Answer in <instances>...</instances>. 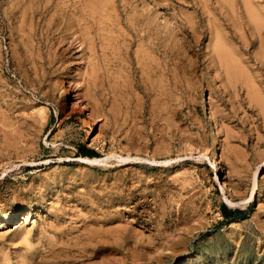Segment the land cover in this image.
Listing matches in <instances>:
<instances>
[{
    "label": "rangeland",
    "instance_id": "374dc122",
    "mask_svg": "<svg viewBox=\"0 0 264 264\" xmlns=\"http://www.w3.org/2000/svg\"><path fill=\"white\" fill-rule=\"evenodd\" d=\"M74 3L105 10L91 51L58 30V9ZM241 10L242 0H0V217H11L0 264L30 247L29 264H264V115L207 55L210 18L254 67L247 29L232 26ZM82 148L104 161L83 162ZM91 220L107 243L84 234Z\"/></svg>",
    "mask_w": 264,
    "mask_h": 264
},
{
    "label": "bare ground",
    "instance_id": "6f19581e",
    "mask_svg": "<svg viewBox=\"0 0 264 264\" xmlns=\"http://www.w3.org/2000/svg\"><path fill=\"white\" fill-rule=\"evenodd\" d=\"M226 1L231 5L232 0ZM242 6L243 10H241V12H243V15H240L239 21L242 23L238 24L236 23V21H232V26L234 27V29H236L242 24L244 28L247 29L246 31L249 34L250 42L247 45H244V50L250 51L248 49V46H250V49H252L254 53V59L250 55L251 60H249V62L253 63L254 67L251 68L247 65L246 61L243 58L244 55L241 54L240 51L232 50V48L228 45L226 41L222 25L218 24L216 20H212L210 18H208L210 40L207 45V48L209 49L207 55L209 56L210 62L214 63L217 69L225 73L226 80L233 81L234 83L239 82V84L245 89L247 100L250 103H254L256 107H258L260 112L264 115V73H260L259 71V69H261V66H264V9L261 7H257L250 0H242ZM230 8L232 9L231 6ZM24 11L26 12V8L24 9ZM58 11H60L59 15H61V21L59 23L61 24V30L58 29L59 32L61 31V34H64L65 36L76 35V40H79L80 45L83 46L84 51H91L94 46V38L91 37V29L99 19L98 17H102L103 12H105V10L96 8L92 9L89 7L86 8L83 4L76 5V3H74L73 5L66 6L64 8L61 7L58 9ZM232 12L233 9L228 11L227 13L230 14ZM231 19L233 20L232 16ZM240 37L245 41V38L242 36V34H240ZM198 104L202 106L205 110H207L209 118L214 117L215 113L213 109H211L207 105L206 100L203 99V96L201 97ZM44 111L40 110L38 113L40 115H43ZM214 151L215 150L213 149V152ZM120 158L122 160L128 159L125 157L122 158L121 156L119 157V159ZM80 159H82L83 162L86 163H98L104 161L100 158H90L87 156L82 157ZM134 159H136V157ZM151 162H153V160ZM212 171L214 172L215 176L221 180L220 184H222L221 187L223 190L227 189L229 191L236 192L237 187L232 186L225 179V177L221 176L220 169L216 164H213ZM253 180L255 181L254 185L256 186V177H253ZM32 207L33 205L30 204L28 207V212L23 218L24 223L28 222L29 219L32 220ZM16 214L17 212H14V215L12 217L13 219L16 217ZM10 219L11 217H6L4 215L1 216L0 229L4 225H6V223L9 222ZM97 221L98 220H91V222H89L85 226L84 234L88 235L90 239L96 242L107 243L109 241L108 233L105 232V230L103 231L101 227L99 229L95 228V223ZM20 231L22 232V237L24 238V240L27 241V238L31 231L26 230L24 227H22ZM120 239L123 240V236L116 235L115 240ZM117 243L119 242L117 241ZM120 244L121 243H119V246ZM33 251L34 249L30 247L26 253L21 255L19 262L16 264H29V262L32 260L31 255L34 254ZM95 252L96 251H94V253ZM2 264H11V262L4 260L2 261ZM182 264H189V262H184Z\"/></svg>",
    "mask_w": 264,
    "mask_h": 264
},
{
    "label": "trees",
    "instance_id": "16d2710c",
    "mask_svg": "<svg viewBox=\"0 0 264 264\" xmlns=\"http://www.w3.org/2000/svg\"><path fill=\"white\" fill-rule=\"evenodd\" d=\"M83 153V156H93L95 154V152L93 150L87 149V148H82L81 150ZM223 214L226 216V218H231V217H236L237 215H240L241 212L240 211H232V210H228L227 208H223Z\"/></svg>",
    "mask_w": 264,
    "mask_h": 264
}]
</instances>
